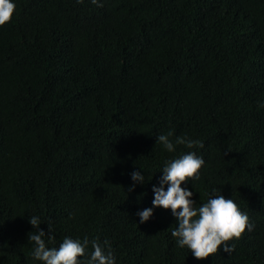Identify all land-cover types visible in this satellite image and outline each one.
<instances>
[{"label": "trees", "instance_id": "obj_1", "mask_svg": "<svg viewBox=\"0 0 264 264\" xmlns=\"http://www.w3.org/2000/svg\"><path fill=\"white\" fill-rule=\"evenodd\" d=\"M12 2L0 26V264H43L32 216L51 226L49 248L99 238L116 264H264V0ZM170 131L204 147L169 153L156 137ZM192 151L205 163L181 187L196 207L221 193L249 217L230 255L195 259L171 235V210L153 208L165 162Z\"/></svg>", "mask_w": 264, "mask_h": 264}, {"label": "clouds", "instance_id": "obj_2", "mask_svg": "<svg viewBox=\"0 0 264 264\" xmlns=\"http://www.w3.org/2000/svg\"><path fill=\"white\" fill-rule=\"evenodd\" d=\"M76 2L83 3L84 0ZM91 3L103 7L98 0H91ZM15 7L12 0H0V26L11 21ZM172 136L171 131L161 134L156 137V143L162 145L169 153L175 152L177 145H184L188 149L204 147L203 142L183 136L176 137L173 142L170 139ZM204 163L203 158L194 151L166 161L161 170L163 175L159 181L160 186H153V208L171 210L177 225L171 232L172 237L176 239L180 248L187 247L197 260H205L215 255L221 248L230 255L234 251V245L228 242L239 239L246 229L251 230L252 227L248 215L240 210L233 199H226L221 193L196 207V202L191 199L193 192L182 188L181 185L190 180H199L200 169ZM131 178L140 184L145 182V177L140 171L132 172ZM134 186H130L129 191L134 190ZM153 208H146L137 213L140 223L151 218ZM41 222L37 216L29 218V223L36 230L29 233V242L34 244L31 255L35 260L43 264H116L109 242L107 240L101 242L99 238L90 241L88 237H84L81 241L65 237L59 244V249L49 248L45 237L48 242L54 241L55 237L51 235V226L47 235L40 229ZM89 244L93 251L87 260L82 261L81 257L88 255Z\"/></svg>", "mask_w": 264, "mask_h": 264}]
</instances>
